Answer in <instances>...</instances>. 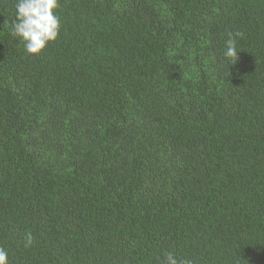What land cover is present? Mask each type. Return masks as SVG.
Instances as JSON below:
<instances>
[{"label":"trees","instance_id":"obj_1","mask_svg":"<svg viewBox=\"0 0 264 264\" xmlns=\"http://www.w3.org/2000/svg\"><path fill=\"white\" fill-rule=\"evenodd\" d=\"M15 3L0 0L8 264H264V0H59L39 55L11 34Z\"/></svg>","mask_w":264,"mask_h":264},{"label":"clouds","instance_id":"obj_2","mask_svg":"<svg viewBox=\"0 0 264 264\" xmlns=\"http://www.w3.org/2000/svg\"><path fill=\"white\" fill-rule=\"evenodd\" d=\"M15 14L10 22L11 34L20 39L24 51L29 55H39L48 45L54 42L60 32L59 0H16ZM243 33H229L222 49V57L229 65L237 60V38ZM31 233H26V246L31 245ZM0 264H8V252L0 247ZM164 264H193L191 259L178 257L168 252Z\"/></svg>","mask_w":264,"mask_h":264}]
</instances>
